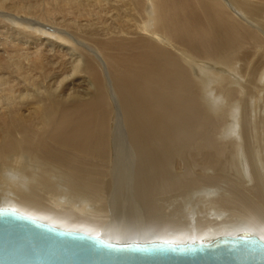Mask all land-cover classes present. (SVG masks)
Returning a JSON list of instances; mask_svg holds the SVG:
<instances>
[{
	"label": "bare ground",
	"instance_id": "bare-ground-1",
	"mask_svg": "<svg viewBox=\"0 0 264 264\" xmlns=\"http://www.w3.org/2000/svg\"><path fill=\"white\" fill-rule=\"evenodd\" d=\"M1 206L119 242L264 239V0H0Z\"/></svg>",
	"mask_w": 264,
	"mask_h": 264
},
{
	"label": "water",
	"instance_id": "water-1",
	"mask_svg": "<svg viewBox=\"0 0 264 264\" xmlns=\"http://www.w3.org/2000/svg\"><path fill=\"white\" fill-rule=\"evenodd\" d=\"M0 264H264V239L240 232L185 242H119L1 206Z\"/></svg>",
	"mask_w": 264,
	"mask_h": 264
},
{
	"label": "rangeland",
	"instance_id": "rangeland-1",
	"mask_svg": "<svg viewBox=\"0 0 264 264\" xmlns=\"http://www.w3.org/2000/svg\"><path fill=\"white\" fill-rule=\"evenodd\" d=\"M101 62H103V63H101ZM99 63H100V65H101V68H102V70L104 71V74H105V77H106V80H107V84L109 85V90H110V92H112L111 93V98L113 99L112 101H113V106H114V109H115V114H116V123H115V126H117V132H118V135L116 136V140H117V143H119V145H123V144H125V143H122V142H127V139L126 138H124V135L123 134H125V129L123 128V122H122V120H121V116H120V109H119V105H118V103H119V98H117L116 96H115V94H113V91H114V87H113V81H112V78H111V76H110V73H109V70H108V66L105 64V62L102 60H99ZM115 98H117V99H115ZM117 106V107H116ZM119 109V110H118ZM119 111V112H118ZM118 112V113H117ZM119 118V119H118ZM120 120V121H119ZM121 122V123H120ZM122 128V129H121ZM125 137H126V135H125ZM118 138V139H117ZM121 141V142H119V141ZM121 156L123 157V155H122V153H121ZM123 161H125V163L126 164H129L130 163V161L128 160V159H126L125 158V160H123ZM116 162H119V160L117 159L116 160ZM120 165H121V163H120ZM243 165V164H242ZM130 165H127V167H129ZM243 174L245 175V172H244V166H243ZM110 220V219H109ZM108 220V221H109ZM218 231V232H217ZM217 231H215L214 233L216 234V235H219L220 233H222L221 235H223V234H225V235H228L229 234V231L227 230L226 232H224L225 230H217ZM219 231H220V233H219ZM210 234H213L212 232H210ZM100 235H102V234H100ZM108 239V238H107ZM203 239H206V237H204ZM111 240H114V239H111ZM190 240V239H189ZM114 241H116V240H114ZM121 242H127V240L126 241H124V240H122Z\"/></svg>",
	"mask_w": 264,
	"mask_h": 264
}]
</instances>
